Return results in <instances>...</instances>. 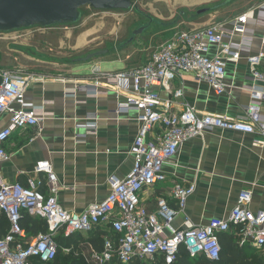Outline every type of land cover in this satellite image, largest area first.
Returning a JSON list of instances; mask_svg holds the SVG:
<instances>
[{"label": "built area", "instance_id": "2783aa9c", "mask_svg": "<svg viewBox=\"0 0 264 264\" xmlns=\"http://www.w3.org/2000/svg\"><path fill=\"white\" fill-rule=\"evenodd\" d=\"M247 22L248 15L243 14L236 17L232 30L211 25L177 32L160 45L145 64L102 75L110 86L128 95L125 101H118L117 115L134 112L139 124L129 150L132 167L124 179H108L109 193L102 202L89 205L82 213L64 210L56 200L59 185L47 161L40 162L34 170L36 175L44 177L45 191H42V183L35 180H28L25 186L9 183L0 171V215L9 225L6 235L0 237V264H31L32 260L51 263L59 249L57 237L70 238L102 224H109L117 238L115 242H105L101 251L92 253V264H130L146 260L174 264L181 248L190 258L202 256L217 262L220 256L218 237L232 232L239 248L249 246L264 250V211L249 209L250 190L239 193L224 219L214 218L200 227L186 221L183 229H175L173 221L195 192L194 184L173 183L168 197L175 202L176 210L161 198L157 211L148 213L139 198V193L166 180L163 167L174 159L185 141L209 131L264 139V70L260 69L263 53L250 55L246 60L250 68V103L245 108L244 118L201 113L189 103L178 104L184 96L183 90L172 88L175 79L191 75L195 81L208 85L215 95L226 94L231 88L224 83L226 65L237 63L241 51L250 42L245 41L244 35ZM237 34L243 35L241 43L233 42ZM212 47H216L213 54ZM44 81L43 77L0 68V117H8L7 124L0 127V167L9 159L4 145L12 134L39 127L44 122L41 107L26 99L28 90L39 83L43 89L47 84ZM97 83L94 81L91 90L81 87L77 90L96 93ZM162 92L167 95L166 99L161 97ZM177 104L178 111L174 109ZM96 118L94 114L88 117L92 124L90 131L97 128ZM24 215L44 221L45 232L28 236L20 224Z\"/></svg>", "mask_w": 264, "mask_h": 264}, {"label": "crops", "instance_id": "0c3cea01", "mask_svg": "<svg viewBox=\"0 0 264 264\" xmlns=\"http://www.w3.org/2000/svg\"><path fill=\"white\" fill-rule=\"evenodd\" d=\"M243 14L248 15L244 35L245 41L250 42L241 51L237 63L226 65L224 83L231 88L226 94L217 96L205 83L195 81L191 75H183L172 83L174 90H183L184 96L178 104L182 101L189 103L201 113L244 118L245 108L250 103V68L246 60L250 55L264 54V0H234L228 6L214 10L204 21L193 19L188 26L199 29L218 25L232 30L236 17ZM177 32L167 34L160 45L172 39ZM242 40L243 35L233 37L234 43ZM210 52L215 53L216 47H212ZM107 55L91 63L82 62L84 58L72 63L39 60L24 70L6 69L43 77L47 84L43 89L41 83L33 85L26 94L28 101L41 107L45 120L39 127L16 131L5 143L9 159L0 167L5 181L25 186L28 180H35L43 187L44 177L36 175L34 170L40 162L47 161L58 181V204L68 212L82 213L89 205L105 199L109 193L107 181L110 177L122 180L127 176L133 163L129 150L138 131L137 115L134 112L117 115L118 101H125L128 95L110 86L102 75L136 68L150 58L146 56L143 64L135 66V62H123L120 57L103 59ZM260 69L264 70V57L260 61ZM94 81H98L96 93L77 90L78 87L91 90ZM161 97L166 99L167 95L162 92ZM178 104L174 106L176 111L179 110ZM262 108L264 115V103ZM91 114L97 117L95 131L89 129L92 124L88 117ZM7 120V116L0 117V127L6 125ZM163 171L166 180L142 191L139 198L148 213L157 211L161 198L176 210L175 202L168 197L173 183L183 186L194 184L195 192L187 200L183 212L174 218L175 229H183L186 221L200 227L211 219H224L242 190L252 193L249 206L252 212L264 211L262 137L206 132L201 137L185 141L174 159L164 165ZM76 235L73 245L63 251L81 257L85 264H92L90 256L98 252L90 243L91 239L101 237L105 243L115 242L117 238L109 224ZM243 248L254 249L249 246Z\"/></svg>", "mask_w": 264, "mask_h": 264}, {"label": "rangeland", "instance_id": "374dc122", "mask_svg": "<svg viewBox=\"0 0 264 264\" xmlns=\"http://www.w3.org/2000/svg\"><path fill=\"white\" fill-rule=\"evenodd\" d=\"M226 1L134 0V6L152 18L154 20L152 23L134 9L126 12H100L83 7L80 9L82 14L80 22L73 26L31 28L0 34V68L24 70L36 65L39 60L72 63L74 60L101 51L108 52L103 59L120 57L123 62L130 61L135 62V66L140 65L144 63L142 60L146 56L150 58L158 49L167 34L195 29L188 26L193 19L204 21L214 12L213 10L197 15L199 11L219 7ZM228 5L229 3L223 7ZM144 26H148V29L135 37L133 43L121 47L133 32ZM94 60L96 58L89 63ZM245 249L247 254L255 252L258 257H264V251ZM64 255L66 253L61 250L57 256L62 258ZM37 263L35 260L31 261V264ZM143 263L161 264L158 260L153 263L146 260Z\"/></svg>", "mask_w": 264, "mask_h": 264}, {"label": "water", "instance_id": "95a60500", "mask_svg": "<svg viewBox=\"0 0 264 264\" xmlns=\"http://www.w3.org/2000/svg\"><path fill=\"white\" fill-rule=\"evenodd\" d=\"M134 0H0V34H9L19 30L31 28L50 29L57 26H73L80 22L82 14L80 9L89 7L94 11L116 12L130 11L146 18L150 23L152 18L141 13L133 4ZM227 0L219 7L231 3ZM215 7V8H219ZM215 8L204 9L197 15L205 14ZM148 26L141 27L130 35V38L121 47L131 44L135 37L147 30ZM107 51L93 53L82 59L89 62L95 58L106 55Z\"/></svg>", "mask_w": 264, "mask_h": 264}, {"label": "trees", "instance_id": "16d2710c", "mask_svg": "<svg viewBox=\"0 0 264 264\" xmlns=\"http://www.w3.org/2000/svg\"><path fill=\"white\" fill-rule=\"evenodd\" d=\"M21 227L25 230L28 236H34L37 233H43L46 230V225L44 221L37 218H30L24 215L21 220ZM9 225L6 218L0 215V237H3L8 232ZM77 235L71 238H64L61 235L55 239L59 249L58 253L63 249L73 245L74 239ZM220 245V256L217 262H212L202 256L196 258H190L183 248L180 249L174 264H264V258L258 257L255 252L246 253L245 248H239L237 245V238L235 234L227 233L221 234L218 237ZM96 251H101L103 248V240L101 237H96L90 240ZM263 251V250H261ZM56 258L53 262L48 264H85L81 257L75 255L74 253H68L62 258ZM40 264V263H37ZM117 264V263H115ZM130 264H145L140 261H134Z\"/></svg>", "mask_w": 264, "mask_h": 264}]
</instances>
